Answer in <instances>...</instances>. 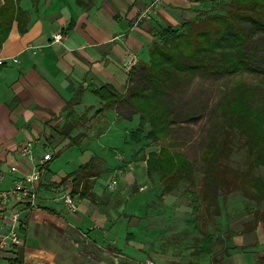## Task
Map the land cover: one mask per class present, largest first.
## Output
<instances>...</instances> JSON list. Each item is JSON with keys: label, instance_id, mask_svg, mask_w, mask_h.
<instances>
[{"label": "crops", "instance_id": "crops-1", "mask_svg": "<svg viewBox=\"0 0 264 264\" xmlns=\"http://www.w3.org/2000/svg\"><path fill=\"white\" fill-rule=\"evenodd\" d=\"M152 1L0 0V39L3 40L0 45V173L5 176L3 187H8L13 177L31 172L43 154L50 153L48 146L53 149L54 153H50L53 159L63 146L80 145L89 142L95 134H104L109 112L114 121L131 120L135 116L139 119V113L124 101L96 115L102 103L95 90L109 85L127 96L133 82L130 73L122 69L125 52L132 50L138 61H146L152 30L177 26L183 19L193 17L197 9L209 7L208 0H157L150 18L138 20ZM58 32L63 34V39L55 42L52 36ZM70 109L80 118L70 137L62 138L59 133L64 129L65 116ZM27 143L31 155L20 153V148ZM130 157L126 167L118 171L126 172L124 176L134 185L137 184L135 175L127 171L132 169V162L146 165L147 156ZM90 158H82L70 171L58 175L50 171L52 159L49 160L37 183L36 203L33 206L22 202L8 205L19 212V242L1 252L0 264H9L18 250L22 264H147V261L154 264L151 255L157 263H174L175 257L167 258L158 253L162 252L168 235L173 236L168 245L173 255L174 249L182 244L183 232L194 229L201 232L206 225V233L223 236L227 227L242 228L251 218L243 213L241 205L235 208L238 216L228 224L226 204L201 228L188 219L187 208L181 212L185 216L183 225L168 224L163 216L178 211L176 206L168 207L173 201L172 194L160 200L166 206H153L154 203L139 200V204H134V209L126 213L127 203L122 206L121 190L111 191L118 183L117 177L112 178L104 190L95 186L96 177L86 196H80L81 187L72 193L71 173ZM13 166L15 171L10 170ZM146 174L149 178L147 168ZM113 180L116 183L109 188ZM138 187L145 189V185ZM65 193L73 197V212L63 202ZM7 223V207L0 206V238L7 231ZM121 225L124 238L117 244ZM188 236L195 244L196 239L204 235L196 237L190 233ZM256 241V246L231 251L234 264H252L256 255L264 254V224L261 222L256 227ZM254 242V235L246 233L233 236L227 245ZM131 243L137 244L139 253L148 252V255L137 260L128 249ZM193 258L190 260L193 264H203L208 259L205 254Z\"/></svg>", "mask_w": 264, "mask_h": 264}, {"label": "trees", "instance_id": "trees-1", "mask_svg": "<svg viewBox=\"0 0 264 264\" xmlns=\"http://www.w3.org/2000/svg\"><path fill=\"white\" fill-rule=\"evenodd\" d=\"M208 1L207 9H197L193 17L183 19L179 25L152 30L148 59L138 61L129 72L131 78L133 70L141 72L144 84L131 86L127 96L109 85L95 90L102 103L99 114L118 101L129 102L139 112L133 134L144 135L150 143H156L168 134L172 123L170 104L164 98L168 89L184 86L199 74L224 76L242 70L260 71L259 66L251 62L246 47L257 32H264V0ZM2 41L0 39V45ZM219 107L226 109L227 124L219 142L214 140L204 147L200 168L211 167L223 206L230 193L240 191L242 211L251 218L242 228L227 227L223 236L208 232L196 239L191 254H205L208 259L203 264H234L231 251L256 246V227L260 222L264 224V108L253 106L242 88ZM79 118L73 110H68L59 135L70 137ZM159 146L157 154L149 152L146 158L148 176L151 171H157L162 196L172 194L181 184L197 186L194 190L185 188L181 194L187 198L188 219L201 228L207 219L216 217L218 210L211 206L208 194L197 182L196 167L167 145ZM104 169L98 156L78 165L71 173V192L81 187L80 196H86L94 179ZM246 233L254 235V243L227 245L233 236ZM9 264H22L20 250ZM252 264H264V254L256 255Z\"/></svg>", "mask_w": 264, "mask_h": 264}, {"label": "rangeland", "instance_id": "rangeland-1", "mask_svg": "<svg viewBox=\"0 0 264 264\" xmlns=\"http://www.w3.org/2000/svg\"><path fill=\"white\" fill-rule=\"evenodd\" d=\"M204 9L207 8L204 7ZM246 50L249 52L251 62L255 65L257 64L260 71L251 72L242 70L235 74L224 76L199 74L184 86L166 91L164 98L170 104L169 107L173 118L168 134L160 141L150 143L148 139L144 138V135L136 136L133 134L138 124L137 116L132 117L131 120L118 119L114 121L111 112H109L108 127L105 133L100 135L95 134L89 142L80 145L63 146L59 154L54 156L50 162V171L57 175L62 174L63 172L70 171L82 158L88 159L92 156H98L104 162L105 169L98 175L95 186L104 190L107 183L112 178L117 177L118 183L115 189L111 191L117 192L118 189L121 190L123 194L122 206L124 203H127L126 213L132 211L134 204H139V200L144 203H154L153 206L155 204L166 206L160 201L163 198L161 195L162 185L157 171L153 170L149 173V180L146 174V165L142 162H132V169L127 172H130L129 175H135L136 179L134 181L137 180V184L131 185L127 177L124 176L126 172L118 170L126 167L128 161H131L130 156L137 159L148 156L149 152L157 154L160 148L159 145H167L171 151L180 153L188 162L193 163L196 167V180L208 194L211 206L215 207L216 210L221 209L222 203L218 198L219 189L211 167H208L206 170L200 168L201 153L207 144L214 140L219 142L218 140H220L227 124L226 109L224 107L220 108L219 105L225 102L226 98L233 96L236 90L242 88L253 106L264 108V32H257L253 36L252 42L247 44ZM147 59L148 57H146ZM132 73L133 85L144 84L140 76L141 72L133 70ZM130 105L133 109L132 104ZM136 113L139 112L136 111ZM98 114L99 111L97 110L96 115ZM143 142L145 143L144 146ZM48 150L50 153H54L53 149L49 146ZM139 185H145V189L139 190ZM185 188L194 190L197 186L181 184L172 193L173 201L168 207L176 206L178 211L172 215H164L163 220L165 223L183 225L182 218L184 215L181 212L183 208L187 207V198L181 192ZM241 195V192L238 191L230 193L227 197L226 222L228 224L231 222L229 220H233L238 216L235 208L242 205L243 196ZM123 229L124 226L121 225V234L117 235V244L122 243V239L124 238ZM202 229L204 230L201 232L195 229L193 232H183L184 234L181 237L182 244L177 249H174L173 255L168 247V245H171L173 236L168 235L165 240L166 243H164V247L161 249L162 252L159 250L158 253H163L167 258L175 257V264H190V260H194L190 245L194 243L188 235L190 233H194L196 237L201 234L205 235L207 226L204 225ZM211 231H213L212 228ZM215 236H218V233ZM216 248H220V246ZM128 249H130L132 255L137 260H143L145 255H148V252L139 253L137 244H129ZM152 250L153 248L150 249L151 253ZM151 256L153 261H155L154 264H172L170 262L157 263L155 257Z\"/></svg>", "mask_w": 264, "mask_h": 264}, {"label": "built area", "instance_id": "built-area-1", "mask_svg": "<svg viewBox=\"0 0 264 264\" xmlns=\"http://www.w3.org/2000/svg\"><path fill=\"white\" fill-rule=\"evenodd\" d=\"M156 6L157 0L150 2L139 14L138 20L150 18ZM62 39L63 34L61 32L55 33L52 36V40L55 42H60ZM16 60L17 59H14V61ZM0 63H2L1 58ZM137 63L138 58L136 53L132 50H127L122 60V69L129 73ZM20 153L23 155H31L29 143L20 148ZM51 159L52 155L49 152L43 154L42 158L37 162L31 172L13 177L8 187L2 186L5 176L3 173H0V206L7 207L8 213V228L6 233L0 238V254L6 250L7 247L13 246L19 242V212L13 208H8V205L11 202H22L31 206L36 203L37 183L44 172L45 164ZM10 170L15 171L16 168L13 166ZM115 183V180L111 181L108 187L113 188ZM63 202L69 211L73 212L75 210L74 200L70 193H65L63 195ZM147 264L153 263L152 261H147Z\"/></svg>", "mask_w": 264, "mask_h": 264}]
</instances>
